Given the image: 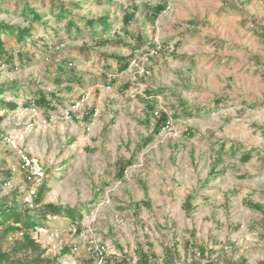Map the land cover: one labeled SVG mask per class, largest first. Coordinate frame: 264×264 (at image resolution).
Segmentation results:
<instances>
[{
	"label": "rangeland",
	"instance_id": "obj_1",
	"mask_svg": "<svg viewBox=\"0 0 264 264\" xmlns=\"http://www.w3.org/2000/svg\"><path fill=\"white\" fill-rule=\"evenodd\" d=\"M60 1L71 10L64 17L51 0H0V21L29 26L26 6L43 16L24 42L3 36L16 55L15 67L0 62L2 96L19 107L0 109V208L36 210L46 183L43 203L80 206L83 232L67 217L51 218L33 231L40 250L19 255L40 252V264H89L98 246L135 262L141 244L157 254L152 264H162L168 250L174 264L264 262L262 213L244 204L264 205V0ZM162 1L166 9L155 16ZM127 11L136 12L128 26ZM106 14L107 33L87 26ZM116 35L127 44H103ZM20 50L32 59L21 62ZM128 55L121 72L117 56ZM40 90L58 94L56 110L33 103ZM181 104L205 110L187 116ZM161 110L168 125L138 151ZM221 143L229 153L212 173ZM252 148L253 158L242 162ZM130 158L118 178L116 162ZM28 160L38 172L33 180L26 178ZM141 200L149 201L136 205ZM1 243L6 250L14 240ZM198 246L207 248L205 257Z\"/></svg>",
	"mask_w": 264,
	"mask_h": 264
},
{
	"label": "trees",
	"instance_id": "obj_2",
	"mask_svg": "<svg viewBox=\"0 0 264 264\" xmlns=\"http://www.w3.org/2000/svg\"><path fill=\"white\" fill-rule=\"evenodd\" d=\"M59 1V2H58ZM99 3H104L107 1L112 0H98ZM52 6L54 8H59V17H64L68 13H70V9L67 8V6L61 2L60 0H51ZM166 9L165 2L157 3L153 9L152 13L155 16H158ZM22 13L25 15V19H27L30 23L29 26H20V25H14L10 24L6 21H0V62H4L12 67H15V55L14 52L11 51V48H8L7 41L4 39V35H14L16 40L18 42H24L28 37H31L33 35L32 33V25L37 22L41 21L43 16L35 9L31 8L29 6H26ZM135 11H127L124 15V24L129 25L131 21L135 17ZM32 17V18H31ZM70 26H75L76 30L79 32H82V28L80 26L74 25V22H69ZM100 26L104 33H107L111 27L112 22L110 16L108 14L102 15L97 18H92L87 21V26L90 27V29L95 30V27ZM261 37L264 39V33L260 34ZM137 41L141 42L142 37L138 36ZM103 44L108 43H118V44H127L125 40L119 36L116 35V40L114 41L109 39H103ZM18 58L21 62L30 61L32 59V56L23 50H20L18 53ZM132 55V54H131ZM131 55L128 56H117L118 63H119V71H125L128 69L130 64ZM60 71L63 74H66L68 71L60 67ZM73 73L72 71H70ZM62 76L60 75L58 78H56V83L61 84L62 83ZM114 80H111V83H113ZM17 86H15L16 89ZM5 92L4 87H0V109L2 108H8V109H16L19 107V104L15 101H8L2 94ZM149 93V92H148ZM58 94L56 92H51V94L45 93V91L40 90L37 94V96L34 98L33 103L38 106H43L45 108H48V110H56L57 106L54 103L58 99ZM216 103H221L220 99L216 100ZM180 107L183 109V113L187 116H194V115H200L205 109L204 107H191L187 104H181ZM153 105L150 104L149 100H147V110L151 111L153 110ZM159 115L156 114V123L153 127L152 132L146 136L141 142L137 144V149L142 150L144 147L149 145L155 138L156 135H158L164 127L168 125V122L170 120V116L167 111L161 110ZM91 117L90 113L85 114V118L89 120ZM190 135H193L192 132H189ZM236 149V148H234ZM240 149V148H239ZM216 153V158L213 162L212 167V173H214L217 166L223 161L225 153H229L228 150H226V144L221 143L220 147L216 150H214ZM257 151V149H250L245 150L240 155V160L242 162H248L251 160L254 156V152ZM233 153V152H232ZM117 172L116 176L120 179L124 177L125 171L128 168L129 165L133 163V158H130L128 160L120 159L117 162ZM6 180L11 179L12 172L10 170L5 171ZM47 190L46 183H43L42 186L38 189L37 196H36V203L37 208L34 211L31 210H19V208L15 205H7L5 207L0 208V264H40V262L43 260L41 258V253L38 252L36 256H33L32 258L28 259V257H22V255H19L20 252L23 251H39L41 247V243L34 237L33 231L38 227H44L46 222L51 218H57V217H67L71 223L76 225V232L82 233L83 232V226L82 221L85 217V214L80 206H71V205H62L57 204L54 202H48L43 203V195L45 191ZM193 195L188 194L184 206L187 211H190L193 209ZM149 200H141L136 202V205L141 206L144 203H148ZM244 204L249 206L252 209H255L262 213V227L264 228V205L253 201L251 199H245ZM18 237V235H20ZM9 235L12 236L14 240V245L10 247L9 249L4 250L2 246V240L6 239ZM193 244V242H192ZM190 242L186 243V247L189 249L190 246H192ZM199 249V255L204 256L206 255L207 248L198 246ZM69 248H65V252L68 251ZM157 258V254L150 248L148 250H145L143 245H139L136 248V261L130 260L131 258L128 257L127 254H123L122 257H119L117 255L112 254L111 256L105 255V262L103 264H152L153 259ZM89 264H95V257H89L87 260ZM174 255L172 250L166 251L164 255V262L162 264H174ZM214 262L211 260H208L207 262L203 264H213ZM190 264H197V262H191ZM201 264V263H200ZM223 264H236V262L233 260V258L229 259L228 261H224ZM259 264H264L263 261H261Z\"/></svg>",
	"mask_w": 264,
	"mask_h": 264
},
{
	"label": "built area",
	"instance_id": "obj_3",
	"mask_svg": "<svg viewBox=\"0 0 264 264\" xmlns=\"http://www.w3.org/2000/svg\"><path fill=\"white\" fill-rule=\"evenodd\" d=\"M73 107H76V105H74ZM72 110H69L67 112V115H70V112ZM158 114V112L156 113ZM169 123V122H168ZM25 169H26V178L28 180H33L36 177V174L38 173L37 171H35V166H33V164H31V162L25 161ZM41 175H43V173H40ZM96 251V256H95V264H103L105 262V255L106 253L104 252V250L100 249V247H96L95 249ZM176 264H181V263H176Z\"/></svg>",
	"mask_w": 264,
	"mask_h": 264
}]
</instances>
